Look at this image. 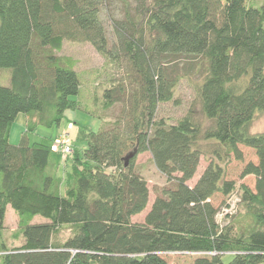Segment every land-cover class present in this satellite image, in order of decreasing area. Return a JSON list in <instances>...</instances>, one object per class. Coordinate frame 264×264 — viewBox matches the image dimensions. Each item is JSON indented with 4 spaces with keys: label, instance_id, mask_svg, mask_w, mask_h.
I'll return each instance as SVG.
<instances>
[{
    "label": "trees",
    "instance_id": "obj_1",
    "mask_svg": "<svg viewBox=\"0 0 264 264\" xmlns=\"http://www.w3.org/2000/svg\"><path fill=\"white\" fill-rule=\"evenodd\" d=\"M64 41L91 43L120 71L100 103L103 111L119 105L117 112L96 114L97 131L79 125L68 156L53 148L62 131L49 142L28 137L64 118L75 125L68 112L81 107L82 79L75 60L58 54ZM4 68L0 223L11 206L24 242L0 245V264H171L174 253L189 254L187 264L264 262V133L250 129L264 110V1L0 0V74ZM193 76L185 115H161ZM20 113L26 130L12 144ZM240 145L258 157L240 176L254 175V189L226 178L223 164L244 158ZM207 148L208 163L190 185ZM144 152L172 183L152 202L136 168ZM236 193L244 212L220 222ZM37 215L47 220L33 223ZM64 225L71 235L62 241Z\"/></svg>",
    "mask_w": 264,
    "mask_h": 264
},
{
    "label": "rangeland",
    "instance_id": "obj_2",
    "mask_svg": "<svg viewBox=\"0 0 264 264\" xmlns=\"http://www.w3.org/2000/svg\"><path fill=\"white\" fill-rule=\"evenodd\" d=\"M263 1L264 0H247L248 3L254 4H259ZM58 54L71 57L76 62V69L81 75L82 83L81 91L75 98L81 102V107L75 111L68 112V117L71 118L72 122H75V125L70 122V126L68 124L67 118H64V120L58 127L48 128L45 126H39L34 132H29L28 137L31 142H49L52 135H55L59 131H62V133L64 134L68 133L70 140L71 138L75 139L77 128L79 125H85L90 129L97 131L100 128L101 119L96 116V114L103 117H113V114H115L119 108L118 105L113 109L107 111H103L101 109L100 103L101 99L103 98V89L108 86L109 80L113 76L119 74L120 71H118L117 68H115V66L102 53L97 51L91 43L64 41L63 47L60 51H58ZM8 70V68L2 69V74H0V83H9ZM193 78L194 79L191 80L189 79V81L184 78L181 81L176 92V96L180 99V103H164L160 108L161 115L169 118L171 117L173 119L185 115L195 95L190 83L196 81L197 77L193 76ZM194 109L196 118L198 120H203V114L200 111L199 104H196ZM250 129L253 133H264V110L258 111L255 114V117L250 125ZM25 130L26 115L24 113H20L12 126L10 136L11 143H19L21 136ZM80 145L82 146L83 142H80ZM240 148L244 153V158L242 160H238L233 157L229 162L223 164L226 170V178L236 180L238 182V186L240 185V183L244 182L254 189L256 182L254 175H248L245 178H241L240 176L243 167L248 162L258 161L256 151L254 148L246 145H240ZM210 151L211 150L207 148V152L201 159V164L198 172L193 179L189 180L190 185L196 182L200 173H202L203 169L207 165L208 158L211 156ZM136 168L142 173V175L147 179L149 183L151 190V202L157 194L161 193L163 187L170 186L172 184L167 180L166 176L157 169L149 152H144L137 155ZM60 174H63L62 170H60ZM62 192H65V185L62 186ZM238 197L239 196L237 195V193L234 194L233 198L236 200L234 201V203L231 201L233 203L231 209L236 208L238 210L236 214H241L242 212H244V209L242 203L238 202ZM223 199L224 197L221 194H216V196L213 198V202L219 206V204L223 202ZM151 202L149 204V207L151 205ZM224 211L222 209L221 214L218 217V220L220 222H224L225 220ZM144 214L145 213L136 216L135 219H142L144 217ZM46 220L47 219L45 217L37 215L34 217L33 223L44 222ZM70 235L71 227L69 225H64L57 233V237L62 241L67 239ZM23 242L24 237L22 236L20 230L19 217L16 211L11 206H9L7 208L3 223H0V245H5L7 248H13L21 245ZM232 257L233 255L231 253H227L223 255V260L225 262H229ZM168 259L171 264H187L192 259V257L189 256V254L185 253H174L170 254ZM260 264H264V262Z\"/></svg>",
    "mask_w": 264,
    "mask_h": 264
},
{
    "label": "built area",
    "instance_id": "obj_3",
    "mask_svg": "<svg viewBox=\"0 0 264 264\" xmlns=\"http://www.w3.org/2000/svg\"><path fill=\"white\" fill-rule=\"evenodd\" d=\"M69 125L71 126V124H69ZM53 148L55 150H60L62 152L63 156H66L69 153H71L72 152V144H71V140H70L69 134L68 133H65V134L61 133V135L56 139ZM235 200L236 199H234L232 197V199H230L228 201L229 202V206L227 208L223 209V211L225 210L224 214L227 213V212L228 213H233V212L236 211V208L235 209H231L232 204L234 203ZM237 200L239 201V198Z\"/></svg>",
    "mask_w": 264,
    "mask_h": 264
},
{
    "label": "water",
    "instance_id": "obj_4",
    "mask_svg": "<svg viewBox=\"0 0 264 264\" xmlns=\"http://www.w3.org/2000/svg\"><path fill=\"white\" fill-rule=\"evenodd\" d=\"M133 154H130V155H128L127 157H126V164L128 163V160H129V158L132 156Z\"/></svg>",
    "mask_w": 264,
    "mask_h": 264
}]
</instances>
